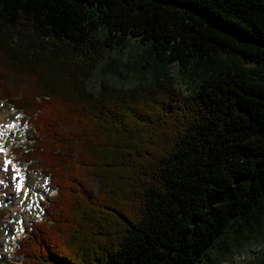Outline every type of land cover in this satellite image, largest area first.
I'll return each mask as SVG.
<instances>
[{
    "label": "trees",
    "instance_id": "obj_1",
    "mask_svg": "<svg viewBox=\"0 0 264 264\" xmlns=\"http://www.w3.org/2000/svg\"><path fill=\"white\" fill-rule=\"evenodd\" d=\"M130 40L150 80L90 89ZM0 100L23 114L16 153L56 190L9 264L264 248V0H0Z\"/></svg>",
    "mask_w": 264,
    "mask_h": 264
},
{
    "label": "rangeland",
    "instance_id": "obj_2",
    "mask_svg": "<svg viewBox=\"0 0 264 264\" xmlns=\"http://www.w3.org/2000/svg\"><path fill=\"white\" fill-rule=\"evenodd\" d=\"M142 51L143 48H139L137 43L130 40L129 46L125 50L107 52L105 58L100 61L96 73L88 81L90 89L97 90L102 79H108L115 85L125 87L140 81H149L150 78L147 73L138 72L140 61L143 62L147 59ZM114 60L119 63L118 71L120 73H117L115 69L104 71L107 65ZM242 61L245 67L256 65L243 59ZM170 74L176 77L178 85L181 86L176 65L171 66ZM0 116L13 123L16 121L18 123L15 131L6 133L3 137V139H6L4 148L8 149L5 157L11 160L15 167L2 171V163H4L3 150L0 153V211L3 213V217L0 219V264L20 263L21 257L17 253V248L18 242L25 234V227L29 222L42 219L43 207L41 202L46 201L48 196L54 195L56 190L50 187L49 179L42 172L31 171L16 153L18 145H31L27 130L20 125L22 114H19L5 101H0ZM17 169L21 174L16 176ZM21 176L23 180H21ZM21 181L26 184L27 190L17 191L16 184ZM20 229H23L21 233L18 232ZM263 250L262 245L248 243L242 248H237L233 257H227L231 261L230 263L227 261L225 264H255L261 257H264ZM246 252L251 256L247 255ZM218 263L216 261V264Z\"/></svg>",
    "mask_w": 264,
    "mask_h": 264
},
{
    "label": "bare ground",
    "instance_id": "obj_3",
    "mask_svg": "<svg viewBox=\"0 0 264 264\" xmlns=\"http://www.w3.org/2000/svg\"><path fill=\"white\" fill-rule=\"evenodd\" d=\"M17 127H18L17 121L15 123H13L12 121L7 120V118L0 116V153H1V150H3V156H4V163H2V167H3L2 171L10 170V169H12V167H15V165L13 164L12 161H10V162L6 161L7 158L5 156H6V153H8V149L4 148L6 146V139H3V137H4V134L10 133L11 131H15L17 129ZM17 172L18 173L16 174V176L21 174L18 169H17ZM3 176H2V178H3ZM21 184H19V185L22 186V190L28 189L26 184H24L23 182H21ZM19 185H17V186H19ZM23 229H24V227H23ZM23 229H20L18 232L21 233V231H23Z\"/></svg>",
    "mask_w": 264,
    "mask_h": 264
}]
</instances>
